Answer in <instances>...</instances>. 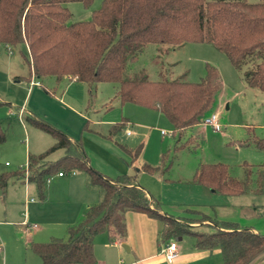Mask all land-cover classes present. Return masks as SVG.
Here are the masks:
<instances>
[{
	"label": "trees",
	"instance_id": "trees-1",
	"mask_svg": "<svg viewBox=\"0 0 264 264\" xmlns=\"http://www.w3.org/2000/svg\"><path fill=\"white\" fill-rule=\"evenodd\" d=\"M93 2L0 0V45L9 50L25 45L28 53L24 60L41 82L53 78L59 85L67 78L86 84L89 104L96 86L110 83L117 86L115 99L121 105L129 103L159 111L173 127L175 152L190 144L194 128L212 112L223 88L222 77L216 67L207 64L205 77L197 83L183 77L150 81L144 72L132 70L147 45L165 46L167 52L188 44L213 45L242 72L250 89L264 93V0H103L91 19L71 22L67 4L81 3L89 8ZM28 123L52 136L56 143L46 152L30 156L28 170L19 168L1 174L0 189L5 190L11 178L19 177L34 183L44 202L48 178L82 172L88 176L90 187L101 195L98 203L87 208L81 221L68 227L66 238L29 244L42 264H98L96 238L107 235L112 242L124 240L128 212L161 221L163 244L191 237L197 250L218 251L223 258L221 264H252L264 257V236L260 233L236 223L213 220L196 210L189 211L200 215L199 219L168 216L162 212L161 203L132 178L115 181L93 169L81 142L73 141L44 120L28 118ZM126 123L123 120L114 125L112 132H118ZM87 129L88 123L84 127ZM4 141L0 126V143ZM252 144L264 151V139H254ZM125 150L133 162L136 154L128 147ZM58 151L64 155L51 160ZM162 162L159 167L144 165L142 169L162 175ZM191 183L225 196H242L251 191L249 179L232 177L229 167L221 163L201 164ZM262 183L263 175H259L260 189L256 192H261ZM197 223H202L200 228L191 226Z\"/></svg>",
	"mask_w": 264,
	"mask_h": 264
},
{
	"label": "rangeland",
	"instance_id": "rangeland-1",
	"mask_svg": "<svg viewBox=\"0 0 264 264\" xmlns=\"http://www.w3.org/2000/svg\"><path fill=\"white\" fill-rule=\"evenodd\" d=\"M247 1L259 3L262 0ZM102 2L103 0H94L89 8L81 3L67 4L66 7L72 13L71 22L91 19L92 13L101 7ZM164 49L165 46L162 45H147L132 70L144 72L150 81L183 77L185 81L197 83L205 77L207 64L216 67L221 74L223 88L212 112L206 117L217 114L223 127L221 132L199 125L193 130L194 139L190 144L175 152L176 138L168 135L163 137L161 134L162 130L168 134L173 132L169 120L156 110L129 103L122 106L115 99L117 86L110 83L96 86L91 101L93 107L89 109L86 106L89 103V88L86 84L64 82L62 86L66 90L64 101L88 116L89 131L84 130L87 121L80 122L77 118L69 121L67 114H62L55 106H44V109L51 110L52 116L59 120H68L64 127L69 132L65 133L83 144L90 166L95 170L102 168L115 181L124 178L118 166L115 168L106 159L108 157L115 165L121 162L120 158L131 163L123 146L141 151L136 164L138 170L142 169L143 164L159 167L163 154H166L164 164L162 162L165 169L162 175L142 170L138 181L150 191V195L156 197V201L161 203L162 212L168 216L199 219L200 215L189 211L196 210L219 222L236 223L242 228L254 227L264 236V151L252 144L254 139H264V93L250 89L242 72L233 67L227 56L213 45L188 44L168 52ZM27 53L25 45L14 48L10 53L0 45V125L6 134V142L0 145V174L15 170L18 163H26L29 155L25 149L28 138L26 128L31 133V155L38 154L35 147L41 145L43 139L54 140L26 121L30 112L38 115L27 98L28 86L24 80L30 74L29 66L24 60ZM20 77L23 80L16 84L15 81ZM42 92L45 93L43 88ZM22 107L24 111L20 115ZM122 118L129 119L132 125L123 126L111 137L113 126L120 123ZM128 128L134 131L132 136L126 134ZM33 132L42 134L43 139L39 144L38 140L35 142L38 135H33ZM200 138L202 141L199 142ZM247 141L250 145L244 144ZM61 156L63 152L58 151L51 159L56 160ZM7 162L9 166L6 165ZM219 163L229 167L232 177L238 180L249 179L251 191L242 196H225L191 183L201 164ZM65 175L63 181L75 176L74 173ZM259 175H263V183L262 190L258 193ZM161 176L163 180L159 179ZM51 187L53 194L50 195ZM21 188L23 186L20 187L16 180L15 185L10 183L5 190L0 189V264H41L40 258L26 248L28 237L35 243H46L51 237L67 236L68 226L59 224L62 214L71 207L70 204L73 205L66 183L54 176L47 187L49 194L44 202H41L34 183H27V191L23 193ZM3 191L6 192V199L1 198ZM31 199L34 203L30 202ZM34 224L38 229L29 228ZM201 225L202 223H197L191 226L200 228ZM191 242L192 238L185 237L183 245ZM214 258L202 264L222 261L221 255ZM263 259L264 257L259 260Z\"/></svg>",
	"mask_w": 264,
	"mask_h": 264
},
{
	"label": "crops",
	"instance_id": "crops-1",
	"mask_svg": "<svg viewBox=\"0 0 264 264\" xmlns=\"http://www.w3.org/2000/svg\"><path fill=\"white\" fill-rule=\"evenodd\" d=\"M3 47L6 49V51H8V53H10L12 51V50L10 51L9 49H7V47H5V46H3ZM27 50H28V48H27ZM164 50H165V52H167L166 48ZM8 66L10 67V64H8ZM22 80H23V77H20V79H17L15 81V83L16 84L21 83ZM24 80H26V84L28 86L27 87V90H28L27 98L29 99V104L31 106L35 107V112L38 114V115H36V114L30 112L28 115L29 117L26 118L27 123H28V118L39 119L41 117V120L46 121L47 123H49L50 125L54 126L57 129L61 130L64 133L65 132L68 133L69 129H67V127H64V124H66L68 120H65L66 121L65 122V121L59 120L58 118L52 116L51 110L49 111V109H47V108L44 109V106H49V107L55 106L54 108L57 109L59 112H61L62 114H67V116L69 117L68 118L69 121L72 120L71 118H77L78 121H80V122L87 121V123H88V116H86L81 111H78L76 108H74V107L72 108L68 103H66L64 101V97H66V90L62 89L63 84H65L64 82L78 83V84H82V83H79L77 81H69L67 78L64 79L63 83H61L59 85H57L55 79H53V78H50V79H47V80L41 82L40 80H38L33 75L31 70H30L29 76L27 78L24 77ZM32 82H39L40 85L37 86L36 88L32 89V86H31ZM44 84H46V86ZM56 86H57V88H56ZM11 87H12V85H11ZM16 87H18V86H16ZM42 88L44 90L49 91L51 94L46 93V91H45V93L42 92ZM124 105H122V106H124ZM86 106L88 109L93 107V102H91V104H89V103L86 104ZM56 107H60V108H56ZM23 111H24V109L22 107L20 109L19 114L21 115ZM123 120H126V122H127L125 124L126 127H129L132 125V123L130 122L129 119L122 118L120 122H122ZM30 126L34 127L32 125H30ZM1 128H2V126H1ZM35 129H37V128H35ZM2 130H3V128H2ZM39 131H41V130H39ZM87 131H89V128L87 129ZM162 131H165V130H162ZM162 131H161V134L163 137L168 135V136H171L173 138L172 134L171 135L168 134L167 131H165L167 133L163 134ZM41 132L44 133L43 131H41ZM4 133H5V131H4ZM67 133H65V134L68 135ZM116 133L117 132H111L110 136L112 137ZM26 134H27L28 138L26 139L27 145H26L25 149H26V154H29V155H27L26 163H18L17 168L15 170L3 172L1 174L16 172L21 166H24L25 164L28 163L30 156H33L30 154V149H31L30 142L32 141V139L30 137L31 133H30V130H28L27 128H26ZM44 134L48 135L46 133H44ZM126 134L128 136H132L134 134V131H132V129L128 128V130L126 131ZM33 135H38L36 137L35 142H37V140H38L37 143L39 144L41 139H43V138H41L42 134L40 135V134H37V132H33ZM48 136H50V135H48ZM68 137L71 138L70 135H68ZM73 141H75V140H73ZM5 142H6V134H5V141L3 143H5ZM3 143H0V145ZM55 143H56L55 139L54 140L43 139L41 142V145H38L35 147L36 148L35 152L38 154L34 155V156H38V155L46 152ZM125 147H128V146H125ZM125 147L123 146L122 148L126 152ZM128 148H130V147H128ZM130 149H132V148H130ZM132 150L134 151V155L135 154L136 155L133 158V162H132V158L130 157L131 163L120 158V161L122 163L120 162L121 164L119 163L118 165H115L114 163H112V161L108 157L106 160L110 165H114L115 168L118 166L117 168H119L120 174H122L121 176H123V178H124L123 180H128V179L132 178L133 180H135L136 184H138L140 187L144 188L138 181L139 180L138 176L140 175V172L143 169L138 170L137 166H136V164L138 163V160L140 158L141 151L134 150V149H132ZM126 154H127V152H126ZM63 155H64V152H63ZM129 161H130V159H129ZM88 163H89V160H88ZM6 165L9 166L10 164L7 162ZM106 165H108V164H106ZM144 165L145 164H143V166ZM97 171H99L104 176L108 177L109 179H112L111 177H109V175L105 174L102 171V168L98 169ZM74 174H75V176H73L72 178H66L67 179L66 181H63V180H65L66 175L56 176L62 182L66 183L67 188H68L69 192L71 193L70 200H72L73 205L70 204L71 207L69 209H67V211H65L64 214H62L63 218H61V220H59L60 225H65L68 227H70V226L78 223L79 221H81L83 216H84L85 211L87 210V208L93 204L98 203L101 199V195H100L99 190L98 189L94 190L96 188L90 187L89 182H88V176L85 173L82 174V172H76ZM84 174L86 176H84ZM159 179L163 180V176H161ZM16 180L20 183V187L23 186V188H21L20 191L22 193L27 191V183H29V182H27V181L25 182L24 179H21L19 177L11 178L9 180V184L13 183L15 185ZM112 180H114V179H112ZM9 184L7 185L6 188H8ZM145 190L149 194L150 197L154 198L153 195H150L151 194L150 191L148 192L147 189H145ZM5 193L6 192H4V191H3V193H1L2 199H6ZM47 194H49V190H48ZM51 194H53V188L52 187L50 188V195ZM32 200L33 199H31L30 202L34 203V201H32ZM155 200H157V199H155ZM178 205L181 206L183 204H178ZM174 218L178 219V218H183V217H174ZM223 222H225V221H223ZM24 223H27L26 226L29 225L28 222H26V221ZM34 225H36V224H34ZM34 225H32V227L29 226V228L35 229V230L38 229V226L36 228H33ZM126 225H127V236L124 240L116 239L115 241L112 242V241H110V238L107 235H100L96 238L94 252H95V257H96L98 264H170L166 261L164 256L161 254V248L164 245L161 242V232L163 229V224L161 221L149 218L145 214L136 213V212H128L126 214ZM68 227H67V229H68ZM246 228L252 230L255 233H258V231L254 227H246ZM51 238H53V237H51ZM60 238H63V237H60ZM184 238L185 237L172 240V241H175L177 243L178 251H179L178 259L172 264H202V262H205L207 260L211 261L213 259V257L218 258L221 255L218 251L209 252V251L197 250L194 246V240L190 244H187L186 246H184L183 245ZM32 242L33 241H31L30 237H28L27 244H26L27 249H30L29 244ZM36 243H38V242H36ZM124 245H126L128 247V250L123 248ZM222 261H223V258H222ZM222 261H220V263H216V264H221ZM253 264H264V259L263 260H257Z\"/></svg>",
	"mask_w": 264,
	"mask_h": 264
},
{
	"label": "built area",
	"instance_id": "built-area-1",
	"mask_svg": "<svg viewBox=\"0 0 264 264\" xmlns=\"http://www.w3.org/2000/svg\"><path fill=\"white\" fill-rule=\"evenodd\" d=\"M11 51V50H10ZM40 83L39 82H32L31 86L32 89L36 88L37 86H39ZM203 126H209L212 127L214 129V131L216 132H221L222 130V125L219 122L218 119V115L213 113L211 116L206 117L202 123ZM163 134L167 133L165 131H162ZM172 134V133H171ZM170 134V135H171ZM20 169H25L28 170V163L25 164L24 166H21ZM28 175V173H26V176ZM59 176H64L63 173H60ZM52 180V178H48L47 179V183H50ZM34 201V200H32ZM37 226L34 225L33 228H36ZM161 254L164 256V258L166 259V261L170 264L174 263L178 257H179V251H178V246L177 243L175 241H172L170 243L164 244L161 248Z\"/></svg>",
	"mask_w": 264,
	"mask_h": 264
},
{
	"label": "water",
	"instance_id": "water-1",
	"mask_svg": "<svg viewBox=\"0 0 264 264\" xmlns=\"http://www.w3.org/2000/svg\"><path fill=\"white\" fill-rule=\"evenodd\" d=\"M123 248H125L126 250H128V247L126 245H124Z\"/></svg>",
	"mask_w": 264,
	"mask_h": 264
}]
</instances>
